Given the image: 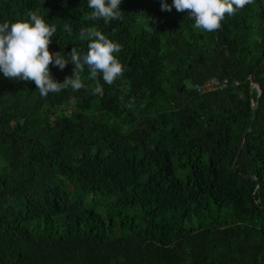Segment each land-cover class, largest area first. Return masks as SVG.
Wrapping results in <instances>:
<instances>
[{
  "label": "trees",
  "instance_id": "16d2710c",
  "mask_svg": "<svg viewBox=\"0 0 264 264\" xmlns=\"http://www.w3.org/2000/svg\"><path fill=\"white\" fill-rule=\"evenodd\" d=\"M161 2L121 0L105 25L87 0H0V23L55 25L66 59L102 31L125 69L46 97L0 72V264H264V0L211 33Z\"/></svg>",
  "mask_w": 264,
  "mask_h": 264
},
{
  "label": "clouds",
  "instance_id": "9594fccd",
  "mask_svg": "<svg viewBox=\"0 0 264 264\" xmlns=\"http://www.w3.org/2000/svg\"><path fill=\"white\" fill-rule=\"evenodd\" d=\"M252 3V0H172L169 5L161 2V10L186 12L194 21V28L213 32L221 27L225 14L234 15L238 10ZM121 0H87L91 9L87 19L103 20L107 25L120 20ZM28 20L0 23V72L9 80L33 81L41 97L49 93L59 94L69 87L78 91L85 87L80 73L88 70L90 79L96 81L95 91L101 90L98 76L112 85L124 72V67L114 55L122 50V45L107 38L102 31L91 27H81L79 39L87 40V51L81 53L73 47L70 59L60 52L49 51L50 38L56 34L55 25L49 26L36 12H29ZM64 31L71 34V27L65 23ZM74 65L71 76L62 82L53 79L49 69L52 64L63 70L68 63Z\"/></svg>",
  "mask_w": 264,
  "mask_h": 264
},
{
  "label": "built area",
  "instance_id": "2783aa9c",
  "mask_svg": "<svg viewBox=\"0 0 264 264\" xmlns=\"http://www.w3.org/2000/svg\"><path fill=\"white\" fill-rule=\"evenodd\" d=\"M225 80L219 81L215 77H210L203 81L202 83H195L192 85V87L198 91V92H206L213 89H216L217 87L224 86Z\"/></svg>",
  "mask_w": 264,
  "mask_h": 264
},
{
  "label": "water",
  "instance_id": "95a60500",
  "mask_svg": "<svg viewBox=\"0 0 264 264\" xmlns=\"http://www.w3.org/2000/svg\"><path fill=\"white\" fill-rule=\"evenodd\" d=\"M263 60H264V58H263ZM254 74H255V70H253L250 74H249V76H248V80H249V83L252 85V86H256L257 87V94H256V99L259 97V95H260V89H259V87H258V85L256 84V82H255V79H254ZM254 105V102L252 103V106ZM250 127H251V125L249 126V128H248V130H250ZM247 130V131H248ZM245 136V134H243V137ZM238 153H239V151H237V153H236V155H235V158H234V160H233V162H232V164H231V166H230V168H231V170H234V163H235V159L237 158V156H238Z\"/></svg>",
  "mask_w": 264,
  "mask_h": 264
},
{
  "label": "bare ground",
  "instance_id": "6f19581e",
  "mask_svg": "<svg viewBox=\"0 0 264 264\" xmlns=\"http://www.w3.org/2000/svg\"><path fill=\"white\" fill-rule=\"evenodd\" d=\"M254 87L256 88V90H257V87L254 85Z\"/></svg>",
  "mask_w": 264,
  "mask_h": 264
}]
</instances>
